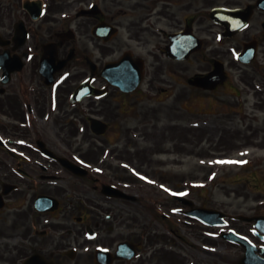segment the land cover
<instances>
[{
	"label": "flooded vegetation",
	"instance_id": "obj_1",
	"mask_svg": "<svg viewBox=\"0 0 264 264\" xmlns=\"http://www.w3.org/2000/svg\"><path fill=\"white\" fill-rule=\"evenodd\" d=\"M5 50L23 68L7 83L0 71V189L12 185L16 200L13 211L0 209V264L34 253L55 264H241L245 249L225 232L264 242L239 215L227 230L190 218L200 228L183 237L175 196L163 190L160 200L153 184L149 203L140 187L141 174L157 176L155 156L196 140L264 151V0H0ZM86 80L91 95L73 103ZM194 115L204 125L194 127ZM90 118L108 123L106 132L92 131ZM61 157L90 166L89 219L75 220L83 226L73 239L59 236L72 231L65 221L45 219L64 210L62 200L33 217L38 194L67 191L63 172L79 188ZM106 184L130 196L105 195Z\"/></svg>",
	"mask_w": 264,
	"mask_h": 264
},
{
	"label": "rangeland",
	"instance_id": "obj_2",
	"mask_svg": "<svg viewBox=\"0 0 264 264\" xmlns=\"http://www.w3.org/2000/svg\"><path fill=\"white\" fill-rule=\"evenodd\" d=\"M195 120L196 123L200 121L199 119ZM80 138L82 140L83 135ZM194 144H199V142L196 140ZM191 148L192 156H186L187 152L177 154L175 161L171 160L169 162L168 156L165 155L156 158L160 160L159 162L155 161L154 166L159 167L161 174H157L155 177L150 176V178L143 177L145 180L141 181L140 185L143 196L150 197L149 203L154 200V195L148 194L147 189H153V184H155L157 189L160 190L161 200L163 188L162 185L160 187V184L165 183L166 190L169 189L168 186L170 185V180L168 181V178L164 175L176 169L174 181L180 185L177 189L189 188L191 191L189 196L198 204L222 209L228 212L230 218L235 217L237 214H251L253 209H256L257 212L264 211V156L261 154L264 151H255L253 147L237 149L233 145H215L207 142H201V145L196 146H193L192 143ZM103 157L98 161L99 165L105 163L106 157ZM254 167L257 168V172L251 171ZM64 175L63 179L68 181L70 185L68 191L62 195L64 210L54 215H46L45 219L65 221L72 231L65 230L62 232L61 230L59 236L64 234L68 238L71 236L73 239L76 228L83 226L75 221L76 218L84 216L89 219V192L91 188L87 180L79 179L77 182L79 188L77 189L75 178L67 174ZM142 194L140 192L141 196ZM156 198L158 196L155 197V201ZM80 200L83 201L85 206L82 209H74L72 202L77 201V204L81 205ZM177 206L181 207L179 201ZM160 209L163 211L162 206ZM184 219L189 218L183 214H177L175 227L177 233L187 237L191 230L200 228L197 222L186 223ZM84 224L88 234L89 221H85ZM53 233L59 234L57 232ZM47 234L49 235V232ZM192 243L199 246V242L192 240ZM49 258L51 257H48L45 264H54V261Z\"/></svg>",
	"mask_w": 264,
	"mask_h": 264
},
{
	"label": "water",
	"instance_id": "obj_3",
	"mask_svg": "<svg viewBox=\"0 0 264 264\" xmlns=\"http://www.w3.org/2000/svg\"><path fill=\"white\" fill-rule=\"evenodd\" d=\"M181 199H183V198H181ZM197 212H198V216L204 220H209L210 218L223 219L225 216L222 212H219L216 210H210V209H198ZM210 223L211 224H217L216 221H210ZM257 226H260L264 230V222L259 221V218H258ZM237 240H240V242L244 243L245 245L247 243V240L245 238H240ZM247 248H248V251H252V249L250 247L247 246ZM247 256L248 257H246L244 259L245 264H262L258 261H251L249 255H247Z\"/></svg>",
	"mask_w": 264,
	"mask_h": 264
},
{
	"label": "snow or ice",
	"instance_id": "obj_4",
	"mask_svg": "<svg viewBox=\"0 0 264 264\" xmlns=\"http://www.w3.org/2000/svg\"><path fill=\"white\" fill-rule=\"evenodd\" d=\"M246 163V162H245Z\"/></svg>",
	"mask_w": 264,
	"mask_h": 264
}]
</instances>
